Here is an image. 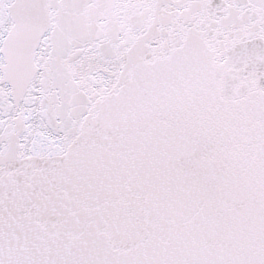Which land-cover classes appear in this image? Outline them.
<instances>
[{"label":"snow or ice","instance_id":"snow-or-ice-1","mask_svg":"<svg viewBox=\"0 0 264 264\" xmlns=\"http://www.w3.org/2000/svg\"><path fill=\"white\" fill-rule=\"evenodd\" d=\"M0 264H264V0H0Z\"/></svg>","mask_w":264,"mask_h":264}]
</instances>
